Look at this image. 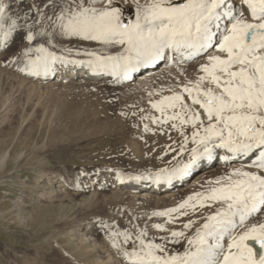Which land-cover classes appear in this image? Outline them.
I'll return each mask as SVG.
<instances>
[{
  "label": "rangeland",
  "instance_id": "rangeland-1",
  "mask_svg": "<svg viewBox=\"0 0 264 264\" xmlns=\"http://www.w3.org/2000/svg\"><path fill=\"white\" fill-rule=\"evenodd\" d=\"M27 3L39 4L40 0ZM144 3L146 0H114L125 23L136 19L137 5ZM96 6H103V0H97ZM12 11L20 14L19 23L25 25L19 30H31L35 38L30 42L14 37L15 42L9 40L0 47V264H128L110 235L124 230L133 235V241L124 245L122 236L117 239L129 250L136 233L146 230V239L163 243L167 253L183 252L186 239L169 242L170 232L194 235L216 205L189 208L186 216L175 214L174 222L152 213L176 207L194 193L207 192L218 178L228 176L234 169H224L215 178L162 199L138 200L128 192H112L110 186L99 188L90 199L86 195L69 197L63 192L65 197H61L51 193L46 182L56 173L63 179L80 180L83 185L92 182L96 173L100 177L110 173L109 178L116 180L119 174L172 172L186 163L188 150L194 147L191 141L181 153L183 137L177 130L142 117L159 116L151 101L195 80L201 63L176 67L177 71L175 68L173 73H164L143 85L132 80L87 78H70L64 85L52 87L48 84L52 81L39 84L31 80L27 70L21 71L27 68L29 57L37 55L34 51L25 55L29 47L44 44L57 55L86 63L92 59L87 52L116 55L123 46L59 35L48 43L46 36L36 35L41 24L34 22L35 15L29 13L25 20L23 7L13 6ZM41 11L50 12L43 6ZM42 23L49 28L46 20ZM146 124L149 130H145ZM191 130L190 126L185 128L186 133ZM188 220L196 223L184 229ZM252 222L255 221L250 219L248 223ZM87 223L95 244L85 238ZM158 223L164 225L163 230L153 227Z\"/></svg>",
  "mask_w": 264,
  "mask_h": 264
},
{
  "label": "snow or ice",
  "instance_id": "snow-or-ice-1",
  "mask_svg": "<svg viewBox=\"0 0 264 264\" xmlns=\"http://www.w3.org/2000/svg\"><path fill=\"white\" fill-rule=\"evenodd\" d=\"M239 3L247 16L231 0H146L137 5L136 19L125 23L114 0H103L101 7L96 6L97 0H40L39 4L0 0V47L9 40L15 42L14 37L30 42L35 38L33 31L19 30L25 25L19 23L20 14L12 11L15 6L25 9V20L29 13L37 17L34 22L41 24V30L36 35L46 36L48 43L59 35L122 45L116 55L87 52L92 59L86 63L93 71L110 72L123 80L165 59L167 52L176 54L178 62L206 57L195 80L151 101L159 116L142 117L177 130L183 137L181 153L189 140L194 145L186 163L167 176L157 174L156 179L171 181L197 160L212 158L216 149L231 154L225 160L248 157L255 170L234 169L207 192L194 193L176 207L152 213L174 222L175 214L186 216L189 208L216 205L194 235L170 232L169 242L186 239L183 252L167 253L163 243L146 239V230L136 233L129 250L117 237L122 236L127 245L133 235L127 230L112 232L113 244L128 264H264V219L259 215L264 214V0ZM42 6L50 12L41 11ZM44 20L48 29L43 27ZM210 50L216 54L208 55ZM33 51L37 55L29 57L27 68L21 69L29 75H47L58 61L85 63L57 55L44 44L27 48L25 55ZM189 126L190 134L185 132ZM144 127L149 130L147 124ZM250 219L255 222L248 223ZM195 223L188 220L183 228L191 229ZM153 227L164 229L159 223Z\"/></svg>",
  "mask_w": 264,
  "mask_h": 264
},
{
  "label": "bare ground",
  "instance_id": "bare-ground-1",
  "mask_svg": "<svg viewBox=\"0 0 264 264\" xmlns=\"http://www.w3.org/2000/svg\"><path fill=\"white\" fill-rule=\"evenodd\" d=\"M231 2L234 7L244 10L245 15L247 16V11L239 3V0H231ZM213 54H216L215 50H210L208 53V55H213ZM68 60H74V59H68ZM178 60L179 58L178 56H176V54L167 52L165 59L155 64L146 65L143 67L144 69L141 68L138 71L131 73V76L136 75L135 81H134L135 84L143 85L159 75H162L164 73H171V72L173 73L176 67L178 68L188 63L198 64V63L206 62V57H203V56L198 57L197 59L193 61L178 62ZM57 68L65 69L66 71L61 73V75L59 76H57V74L53 75L52 72L56 70ZM177 68H176V71H177ZM53 69L54 70L49 72L47 75L45 74H41L38 76L32 75L31 80H37L39 84H42V83L46 84L49 81H52L51 83L50 82L48 83L50 86L51 85L54 86L58 84L64 85V83H66V81L69 80L70 78L71 79L87 78L86 80L89 79L92 81L101 79L100 81L106 80L110 82L117 81V80L127 81V80H123L122 78L117 77L116 75L110 72L93 71L92 67H90L87 63H65L62 61H58L55 64H53ZM142 69L143 71L139 72ZM82 72H84V74L87 73L88 75H81L83 74ZM225 156H231V154L228 153L227 150L225 149H216L213 153L212 158L205 157V158H201L197 160L194 164H192L188 168V170L183 175L175 177L171 181L164 179V178L158 181L156 179L158 173H149V174L142 173V174L130 175V176H123L122 174H119L116 177V180L115 179L111 180L109 178L110 173L103 174L101 175V177L99 176L100 174L96 173V176L94 177L92 182H90L89 184L84 183L82 185L79 182L80 180L78 181L74 179L73 180L63 179L60 176L58 177L57 174L55 173L49 177V180H47L46 183L47 185L51 187V191L49 190L51 193L55 195H59L61 197L64 196L63 193H67L65 195H69V197H78L81 195L82 197H85L86 195V197H89L90 199L91 195L93 196L94 194H96L99 188L104 187V186H110L112 188V192H117V193L118 192H126V193L128 192L131 194L132 198H135L138 200H142L148 197H156L157 199H160V198L162 199V198L172 197L179 192L189 190L193 188L194 186L201 184L203 181L208 180L211 177L215 178L214 176L218 175L224 169L241 168L244 170H255L248 157L236 156V157H232L231 159L225 160L224 159ZM170 173L171 172H166L162 174L160 173V174L162 176H167ZM84 177H86V175ZM136 177H141V178L136 179ZM61 184H64L66 188H63ZM45 189H47V187ZM61 201L63 200H60V202ZM259 215L264 216V214H259ZM88 226H89V223L86 224L88 231L85 232L86 234L82 233V235L85 234L86 235L85 238L92 239V242H94L95 244L96 243L95 238L92 237L91 229L89 228L90 226L89 227ZM104 262L106 263V261Z\"/></svg>",
  "mask_w": 264,
  "mask_h": 264
}]
</instances>
